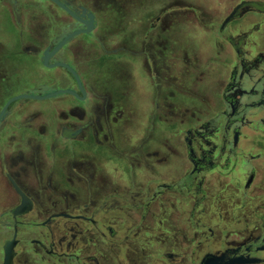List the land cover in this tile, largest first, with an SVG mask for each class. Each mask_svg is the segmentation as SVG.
Listing matches in <instances>:
<instances>
[{
	"label": "flooded vegetation",
	"instance_id": "af4514ba",
	"mask_svg": "<svg viewBox=\"0 0 264 264\" xmlns=\"http://www.w3.org/2000/svg\"><path fill=\"white\" fill-rule=\"evenodd\" d=\"M59 1L81 19L92 13L93 28L70 37L46 64L45 52L86 25L51 0H0L7 24L0 26V112L22 95L0 116V264H264V2L244 0L205 18L199 34L226 50L201 65L205 101L185 104L201 115L171 158L145 157L113 177L112 157L94 154L95 77L131 59L117 52L124 31L108 23L99 0ZM235 26L242 30L223 34ZM58 63L75 70L84 93ZM126 80L109 84L114 100L123 99ZM56 90L75 94L44 97ZM83 160L113 165L107 187L97 189ZM33 171L41 191L62 201L60 188L87 194L41 207Z\"/></svg>",
	"mask_w": 264,
	"mask_h": 264
},
{
	"label": "rangeland",
	"instance_id": "374dc122",
	"mask_svg": "<svg viewBox=\"0 0 264 264\" xmlns=\"http://www.w3.org/2000/svg\"><path fill=\"white\" fill-rule=\"evenodd\" d=\"M23 1L32 4V0ZM241 1L244 0H99L108 23L124 31L125 47L117 52L124 50L131 59L117 68L105 67L95 77V90L103 95L97 94L94 106L97 115L93 127L99 143L94 154H109L114 166L108 163L94 166L93 160H83L80 164L93 173V184L98 190L108 186V166H113L110 170L114 172L113 177L123 176L128 165L134 171L144 163L145 157L150 161L156 156L171 158L176 154L175 147L179 145L184 128L195 123L196 117L201 115L198 110H187L186 102L205 101L197 80L204 72L201 65L214 51L223 56L226 50L224 42L203 40L199 33L203 32L207 19ZM140 11L148 12L149 19H140ZM152 19L156 22L154 26L149 25ZM127 23L124 28L123 24ZM249 23L251 25L252 21ZM0 26L7 24L2 21ZM235 27L224 30L223 34L242 30ZM53 69L51 74L59 70ZM122 78L127 79V87L122 90L125 91L123 99L114 100L109 84ZM179 93L185 94V98H179ZM29 175L35 180L32 188L41 207L68 204L87 194L86 190L70 192L60 188L59 192L67 197L62 201L58 195L41 191L38 174L33 171ZM50 182L59 186L57 174L51 173Z\"/></svg>",
	"mask_w": 264,
	"mask_h": 264
},
{
	"label": "water",
	"instance_id": "95a60500",
	"mask_svg": "<svg viewBox=\"0 0 264 264\" xmlns=\"http://www.w3.org/2000/svg\"><path fill=\"white\" fill-rule=\"evenodd\" d=\"M53 2H55L58 6H60L62 9H64L65 11H67L69 14H71L72 16H74L75 18H77L78 20H80L81 22H83L85 25H86V28L84 29H78V30H75V31H72L70 32L69 34H67L56 46L55 48L52 50L51 53H48V52H45L43 58L45 59V63L47 64V58L53 54L54 52H56L63 44L65 41H67L70 37L74 36V35H77L79 33H88L92 30L93 28V14L92 13H89L88 14V19L87 20H84V19H81L79 18L78 16H76L65 4H63L61 1L59 0H51ZM58 64H61L62 66L66 67L70 72H72V74L75 76L77 82H78V85H79V88L80 90L84 93V90L81 86V83L79 81V78L75 72V70L68 64L66 63H58ZM63 91H69V92H72L74 93L73 91L71 90H56L52 93H49L48 95L44 96V97H48V96H52V95H55L57 93H60V92H63ZM75 94V93H74ZM22 95H18V96H15L13 98H10L6 104L4 105L2 111L0 112V116H1V113L3 112V110L6 108V106L8 105V103L16 98H19L21 97ZM25 96V95H23ZM28 96V95H26ZM211 258L207 259L204 264H212V262H210ZM214 264V263H213Z\"/></svg>",
	"mask_w": 264,
	"mask_h": 264
}]
</instances>
